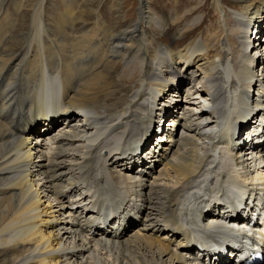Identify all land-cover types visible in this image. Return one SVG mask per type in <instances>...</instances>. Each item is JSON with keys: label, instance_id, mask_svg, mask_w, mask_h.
<instances>
[{"label": "bare ground", "instance_id": "bare-ground-1", "mask_svg": "<svg viewBox=\"0 0 264 264\" xmlns=\"http://www.w3.org/2000/svg\"><path fill=\"white\" fill-rule=\"evenodd\" d=\"M45 1L39 4L32 22L35 32L32 40L36 45L31 42L20 53L9 54L13 35L8 36L6 32L15 25L11 17L0 16V35L5 39L0 51V73L6 68L12 69L15 62L17 72L12 76L6 71V78L21 86L26 72L22 82L24 67H20V62L25 63L30 57L50 60L59 56L65 62L78 58L70 67L56 69L65 75V94L72 107L92 113L96 127L104 132L123 129L111 133L117 136L114 143L102 145L91 143L87 137L89 129L77 124L74 131L46 141L41 133L34 131H30L31 139L19 138L14 128L18 124L15 110L21 108L13 99H21L29 91L21 87L18 97L11 91L4 96L8 102L0 98V264H193L188 256L191 238L186 244L178 243L182 248L175 243L187 233L180 223L187 220L201 196L210 194L212 199L226 187L219 185V176L207 171L206 146L212 139L201 136L203 127L198 124L199 119L209 115L204 106L206 102L214 103L218 115L230 116L231 104L237 99L239 89L247 90L241 97L244 100L254 94L252 108L257 106V97L264 91V42L253 38L258 36L257 24L253 29L250 25H254L253 19L259 22L262 18L264 0L256 4L239 0L243 4L241 11L227 8L225 0H198L189 5H181L183 0H158L161 8L157 10L149 3L155 0H139L138 19L124 25L121 31L112 30L103 20L104 9H97V3H93L92 27L82 24L76 30L78 22L73 17L66 22L71 32L61 31L58 38L52 37L45 26ZM208 4L215 6L219 16L218 25H211L207 30L209 13L205 7ZM79 16L84 23L86 17H82L83 13ZM182 42L184 48L175 52ZM250 45H254L253 56L248 53ZM167 53L170 59L165 64ZM257 54L261 56L255 61ZM90 55L93 61L84 64ZM194 68L197 70L192 71ZM207 78L209 85L203 87L202 81ZM176 80L175 87L166 93L165 83ZM9 88L10 85L3 87ZM210 88L224 92L222 99L213 101ZM138 90L154 98L157 96L151 90L160 95L156 100L157 113L146 117L150 97L139 103V113L126 110L133 99L129 97ZM165 102L172 103L173 107L171 114L162 120ZM178 105L181 107L177 108ZM124 108L126 114L115 117ZM259 111L264 112V98ZM187 112L190 116L194 114L197 125L178 139L158 145L163 155L160 150L141 155L152 165L151 158L160 161L170 150L172 154L164 169L148 182H124L130 187L125 191L130 193L133 189L144 199L141 217L131 212L117 217L127 226L120 234L111 231L108 238L112 241H101L105 240L104 230H95L92 237L96 240L86 238L93 212L86 209L89 199L78 191L84 190L98 200L110 184L116 193H121L123 183L117 184L113 178L119 173H132L130 148L145 139L152 122L164 126V132L170 133L171 124ZM43 114L40 112L37 117ZM174 117V122L167 125ZM230 118L238 124L235 115ZM183 124L178 129H185ZM43 130L46 132L47 126ZM154 132L158 135L157 129ZM247 132L241 131V138ZM152 142H161V137L155 136ZM52 143L53 146H48ZM242 159L244 171L248 173L252 167L250 159ZM139 169L149 179L146 168ZM256 169L263 173L257 172L247 180L257 183L254 186L257 188L264 182V170ZM120 195L125 197L123 193ZM97 204L92 202L88 208ZM121 210L127 211L129 207ZM216 219L212 217V221ZM117 221L112 220L113 225ZM215 227L207 226L205 234H210L208 231Z\"/></svg>", "mask_w": 264, "mask_h": 264}, {"label": "rangeland", "instance_id": "rangeland-1", "mask_svg": "<svg viewBox=\"0 0 264 264\" xmlns=\"http://www.w3.org/2000/svg\"><path fill=\"white\" fill-rule=\"evenodd\" d=\"M41 1L42 0H0V16L5 14L6 16L11 17L15 25L11 28L8 27L9 30L7 28L6 32V35L8 36L13 35L10 42L12 43V45L9 54L20 53L26 48V45H30L31 42L33 43L32 39L35 32L34 28L32 27V22L35 12L38 10V6ZM197 1L198 0H183L181 1V5H184V3L193 4ZM209 1L211 2L212 0ZM238 1L239 0H225L224 3L226 4L227 8L234 9L235 7L237 8V10L241 11L243 4L238 3ZM260 1L263 0H249L250 3L254 4ZM93 3H97V9H104L102 14L103 20L109 26H111L112 30L114 31H121L124 25H131L135 22L136 19H138L140 8L139 0H46L44 6V21L45 26L49 29L52 37H61V31L71 32L68 26H66V22H70L73 17H76V21L78 22L76 30L78 29L79 25L82 24H85L88 27L90 26L91 28L95 20V15L92 10ZM149 3L155 10L161 8V6L158 5V0H155V2L149 1ZM165 4L167 3L165 2ZM205 10H207V12L209 13H207L208 18L206 19L208 30L211 25H218L217 19L219 14L216 12L215 6L209 4L205 7ZM227 11L230 12L229 9H227ZM82 13V17H86V19H83L84 23L82 22V20H80L81 17L79 16ZM163 43L165 44V42ZM33 44L36 45V43ZM167 44H170V42L168 41ZM173 44H175V46H178L177 42H174ZM179 45L183 46L184 42L179 43Z\"/></svg>", "mask_w": 264, "mask_h": 264}]
</instances>
